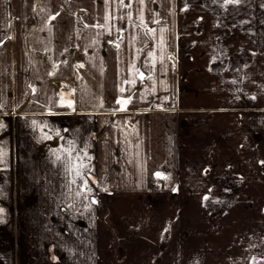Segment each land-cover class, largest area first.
Returning a JSON list of instances; mask_svg holds the SVG:
<instances>
[{
	"label": "crops",
	"instance_id": "0c3cea01",
	"mask_svg": "<svg viewBox=\"0 0 264 264\" xmlns=\"http://www.w3.org/2000/svg\"><path fill=\"white\" fill-rule=\"evenodd\" d=\"M214 2L0 0V264H190L212 180L258 202L242 264H264V0Z\"/></svg>",
	"mask_w": 264,
	"mask_h": 264
},
{
	"label": "rangeland",
	"instance_id": "374dc122",
	"mask_svg": "<svg viewBox=\"0 0 264 264\" xmlns=\"http://www.w3.org/2000/svg\"><path fill=\"white\" fill-rule=\"evenodd\" d=\"M195 2L207 8L217 3L214 2V0H195ZM217 9L220 20L223 22L226 21V8L219 7ZM235 10H241V6H236ZM221 31L219 46L223 44V40L230 36L231 30L227 25L223 24ZM229 61L230 58L228 57L218 58L216 65H219V69L222 73L225 72ZM252 61V58H249L247 54L243 53L241 57L238 58L236 64L242 66ZM243 181L244 180H212L207 186L202 185L203 191L207 190V193L204 192L203 194L204 197H208L207 200L203 199L201 201L202 204L198 201L194 202V200L185 202L188 221L186 226H190V224L194 223L196 226L194 228L187 226L184 233L181 231V235L182 238L186 239L189 251L194 249V245L200 250V253L195 255L194 261L190 264H242L244 241V228L242 226L243 215L245 211H247L246 209L255 208L259 205L253 198L245 202L243 201V197L239 200L242 195ZM226 185L228 186L226 187ZM196 186L200 190V184H195L194 187ZM194 187L190 188L188 191V193L193 195L191 196L192 198H194L195 193ZM12 188L11 210L12 213L16 215L20 211V208H22L20 206L22 202L19 201L16 196L18 192L14 180L12 181ZM208 189H210L209 193ZM215 192L217 196L224 194V198L216 199ZM175 193L176 195L180 194V190L178 189ZM158 203L159 201L154 202V204ZM32 204L33 201L28 199L21 205H25L24 207L26 208L32 206ZM175 208H177V205ZM192 216L195 218H192ZM245 234L247 235L248 233L246 232Z\"/></svg>",
	"mask_w": 264,
	"mask_h": 264
},
{
	"label": "snow or ice",
	"instance_id": "6c2138e0",
	"mask_svg": "<svg viewBox=\"0 0 264 264\" xmlns=\"http://www.w3.org/2000/svg\"><path fill=\"white\" fill-rule=\"evenodd\" d=\"M121 4H123V0H120ZM242 2V0H226V3H231V4H236V5H239L240 3ZM58 15V13H57ZM56 18V16H52L51 19L54 20ZM141 23H143V17H141ZM158 23V21H157ZM148 31L151 33V32H154L155 30L154 29H148ZM117 47H119V44H117ZM149 55H153L152 53H149ZM79 68H83L84 65L83 64H80L78 65ZM132 68L135 70V71H139L138 69H135V64L132 65ZM50 74H53L54 75V72L53 73H50ZM140 77L143 78L144 74L143 73H139ZM149 79H151V77H148ZM131 83H135V81H131ZM125 91V89L123 87L120 88V92L123 93ZM130 97L128 99H121V100H118L117 103H120L122 105V108L121 109H118V110H126V108H124L123 106L124 105H127L130 101ZM68 107H73V102L69 101L68 104H67ZM81 167H84V165H81ZM77 175H82V173L80 172H77ZM157 175H160L159 173H157ZM75 182V181H73ZM85 184V188L86 190L90 191V189H87V181L85 180L84 182ZM79 194V193H78ZM205 200L208 199V197H204ZM93 203H96V201H93Z\"/></svg>",
	"mask_w": 264,
	"mask_h": 264
}]
</instances>
